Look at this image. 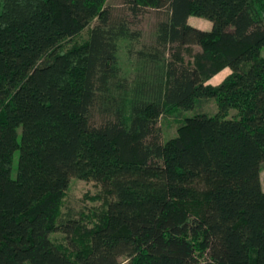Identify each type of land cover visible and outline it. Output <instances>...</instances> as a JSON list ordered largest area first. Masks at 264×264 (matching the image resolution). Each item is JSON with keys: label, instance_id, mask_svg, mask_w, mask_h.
<instances>
[{"label": "trees", "instance_id": "obj_1", "mask_svg": "<svg viewBox=\"0 0 264 264\" xmlns=\"http://www.w3.org/2000/svg\"><path fill=\"white\" fill-rule=\"evenodd\" d=\"M122 1L167 11L134 85L119 42L140 33L110 0H0V264H264V0ZM72 178L112 197L92 227L63 219Z\"/></svg>", "mask_w": 264, "mask_h": 264}, {"label": "rangeland", "instance_id": "obj_2", "mask_svg": "<svg viewBox=\"0 0 264 264\" xmlns=\"http://www.w3.org/2000/svg\"><path fill=\"white\" fill-rule=\"evenodd\" d=\"M115 14L125 15L130 21V28L132 31L140 33L133 39L124 38L119 42V64L121 67V76L128 81V84L134 85L138 82L140 76H149L155 73L156 69L153 64L147 63L145 58L139 55V51L144 49L146 45L152 44L155 41V35L160 20L166 17L167 11L146 9L137 17L133 16L123 5L122 0H110ZM190 24L209 30L212 23L209 20L192 16ZM89 37V28L84 30L79 36L74 38V43L84 42ZM73 42H66L65 48L72 45ZM193 52L188 50L184 51V60L186 63L192 64L194 62V54L200 50V47L195 46L191 48ZM168 60L171 58L170 54L167 55ZM229 69H224L219 74L224 77L221 81L214 79L211 81L213 84L221 83L229 74ZM219 74L217 76H219ZM216 76V77H217ZM219 81V82H218ZM219 111L218 103L215 99H209L203 102L194 110L185 111L182 109H173L165 116L161 117L157 124V132L163 142L175 137L178 133L179 126L184 122L185 117L194 116L197 112H205L214 115ZM237 114V110L230 112V117ZM19 153H16L17 165ZM264 181V171L262 172ZM112 200L110 194L104 187L92 180H83L79 178H72L70 186L65 194L61 211L63 219H76L83 223L86 227H92L94 222L99 219V215L107 208L108 203ZM57 242L66 244V235L62 232L52 234Z\"/></svg>", "mask_w": 264, "mask_h": 264}, {"label": "crops", "instance_id": "obj_3", "mask_svg": "<svg viewBox=\"0 0 264 264\" xmlns=\"http://www.w3.org/2000/svg\"><path fill=\"white\" fill-rule=\"evenodd\" d=\"M190 19H191V18H190ZM229 70H230V69H229ZM230 73H231V70H230L229 74H230ZM229 74H228V75H229ZM211 81H212V80H211ZM211 81H210V82H211Z\"/></svg>", "mask_w": 264, "mask_h": 264}]
</instances>
